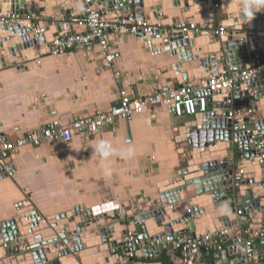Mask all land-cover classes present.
<instances>
[{
  "label": "crops",
  "instance_id": "1",
  "mask_svg": "<svg viewBox=\"0 0 264 264\" xmlns=\"http://www.w3.org/2000/svg\"><path fill=\"white\" fill-rule=\"evenodd\" d=\"M32 1L30 0L31 4ZM43 2L39 7L46 9V16L33 17L31 21L42 23L54 19L52 16L57 13L54 2L44 0ZM161 3L162 0L159 1V4ZM199 10V6L194 5L189 11L181 12L189 16L190 12V14H198ZM106 11L108 12V9ZM216 13L217 21L211 26L222 27L218 22L225 21L227 17L221 13L220 8ZM28 23L24 20L22 27L27 28ZM185 25L188 26V23ZM235 25L237 26L236 23ZM71 29L81 31L77 26H71ZM225 29L227 35L219 37L220 42H225L228 33L233 31L230 28ZM194 33L190 32L191 35ZM19 37L21 36L16 34V38ZM180 42H169L167 47H163L160 39L157 43L152 41L149 44L137 36L122 33L112 44L115 63L110 69L102 67L97 47L86 52L79 46L60 56L50 55L47 49L37 52L34 50L31 54L35 52L39 59L24 58L21 59L19 66L0 68V144L14 143L18 138L42 127L57 128L79 117L106 111L118 103L120 90H125L129 95L150 94L156 90L176 88L181 84L192 85L195 78H200L206 70L198 68L185 73L180 72L177 54L170 55L171 52L180 51V44L184 46L188 41L184 39ZM17 44L23 46L25 42ZM256 44L260 48L262 41ZM210 68L218 69L216 71L218 76L224 72L217 62L208 65V69ZM194 71L196 75H193ZM116 74L119 76L117 80ZM186 75L189 81L184 80ZM255 85L259 88L261 83L257 81ZM206 96L208 110L202 114L203 121L209 123L210 128L220 135L223 133L222 137H224L226 130L233 125L232 120L236 116L234 110L243 112L244 106H237L240 100H235L233 94L226 95L223 99L228 105H232L231 113L234 114L233 118L229 119L225 114L227 111H223L222 100H219L221 96L211 94ZM260 102L264 104V99ZM179 119L181 118H175L169 110L158 107L127 120H119L111 128L90 138L82 139L74 136L68 144L44 143L36 148H22L16 155L1 163L0 223L19 216L25 217V221L17 228L18 236L29 237L28 227H32V222L26 221L27 219L39 216L44 220H50V227L33 233V236L42 237L45 244L57 241L59 247L48 251V255L43 250L46 246L40 249L41 254L38 251H34L33 254L37 255L38 264H48L53 254L66 256L63 252L65 249L63 241L56 239L51 227L53 218L70 213L72 210L86 213L101 206L113 208L116 204L128 203L129 207H134L142 202L147 206L160 198L161 191L166 189L167 184L173 183V176L184 161L183 146L177 142L178 125L183 121ZM182 119L194 121L195 116ZM254 119L260 120V113L254 112ZM251 129L255 130L253 126ZM261 133L263 134L264 130ZM98 138L111 141L118 149L127 147L135 149V154L131 158H111L110 177L104 175L101 158L94 150ZM211 164L215 166L216 161H212ZM192 189L193 186H189L186 191ZM182 190L179 195L186 192L184 188ZM27 203L28 205H25ZM180 204L183 202L176 204L179 205L180 212L176 211L172 214L173 227L169 232L172 234V230L177 231L176 238L179 239L192 238L189 233L186 235V230L183 231L186 223L181 221L185 216L178 217L179 214L186 215L188 212ZM176 222L180 223L176 224ZM116 226L118 224L114 225ZM259 227L260 223L255 229H249L250 235L254 238L252 239L255 249L262 241L254 237L257 235L254 230ZM76 232L75 222L70 223L67 237L76 236ZM91 232H94L95 236L98 235L95 229ZM91 232L82 231L80 244L75 247L76 251L101 245L100 238L94 240L89 238L88 234ZM119 236L120 234L115 235V238ZM233 237L232 233L221 240V251L227 250V259L237 263L240 259H237L239 255L233 250ZM121 242L119 239L116 244L119 245ZM165 246L167 248L160 254L166 261L162 264H172L174 258L181 259L180 253L172 246L169 244ZM149 247L150 241L143 244L134 259V264H160L161 259L150 258L153 253L151 250L143 251L144 248ZM146 256L150 258L149 261ZM93 257L100 262L97 254L90 256L92 259ZM70 260L72 262L66 264H79L74 257Z\"/></svg>",
  "mask_w": 264,
  "mask_h": 264
},
{
  "label": "water",
  "instance_id": "2",
  "mask_svg": "<svg viewBox=\"0 0 264 264\" xmlns=\"http://www.w3.org/2000/svg\"><path fill=\"white\" fill-rule=\"evenodd\" d=\"M44 1L54 2L57 13L52 17L55 20L60 15L78 13L81 9L92 5L93 9L100 11L107 20H142L152 24L160 22L163 29L149 35L138 33L137 38L149 44L152 41L157 43L160 39L163 47H167L169 42H180L186 39L188 42L184 46L180 44V51L171 52L170 55L177 54L181 73L205 68L206 73L200 78H195L192 85L217 75L218 69H208V65L213 62H217L221 71L227 70V67L236 71L246 70L254 66L257 60L264 67V10L256 13L252 20L247 21L241 17V0H162L161 4H159L160 0H89L88 4L87 0ZM215 4H219L221 13L227 17L225 21L218 24L224 28L233 29L231 33H228L225 42H220L219 37L214 35L205 36L200 31L191 35L168 29L188 23L197 25L200 30L202 27L214 24L217 21L215 14L218 9L214 8ZM194 5L200 8L198 14H190V12L187 16L181 12L189 11V8ZM208 7L212 9L203 10ZM46 12V9L39 7L38 0H33L32 4L27 0H0L1 16L14 14L39 18L45 17ZM28 22L27 28L22 27L24 21L0 23V68L19 66L21 59L24 58H37L38 54L35 52L31 56L28 54L34 50L37 52L47 49L55 37L68 29V26L63 28L57 26L50 28L44 35L33 34L32 29L37 26L42 27L43 22ZM16 34L21 37L16 38ZM258 41H262L260 48L256 46ZM18 42H25V44L18 46ZM193 75H196V71ZM184 80L189 81L187 75ZM257 81L261 83L259 88L255 85ZM179 82L182 83L180 79ZM245 88L247 86L240 85L232 91H221L216 94L221 96L219 100H222L223 111H227L225 114L228 117L232 105L224 101L223 98L226 95L233 94L235 100H240L237 106H244L243 112L234 110L236 116L232 120L233 125L226 130L224 137H222L223 133L220 135L210 128L209 123L203 121L202 114L195 115L194 121L179 119L183 121L178 125L177 142L183 146L184 161L180 169L175 172L173 183L167 184L158 200L147 206L139 202L134 207H129L128 203L116 204L113 208L101 206L99 209L86 213L72 210L70 213L53 218L51 227L56 239L63 241L65 246L63 252L66 256L53 254L48 264H66L69 261L72 262L70 260L72 257L79 264H134V260H124L121 254L110 252L111 249L122 246L128 231H133L144 242L150 241L151 246L144 248L143 251L149 249L153 252L151 259H161L160 254L167 247L157 242L165 237L175 239L178 235L175 230H172L171 234L169 229L173 227L172 214L176 211L180 212L179 205H176L179 202H183L180 205L188 211L186 215H178V217L185 216L181 222L186 223L183 229V231L186 230V235L189 233L192 238L201 239L205 235L225 231L226 235L222 237L225 239L233 233V250L239 255L237 259L240 261L230 262L225 250L203 255L189 262L174 258L172 264H264L262 246L257 247L248 256L244 253L243 244H241L248 237L244 234L245 230L249 232V229H255L258 223L260 227L254 232L260 233L264 230V198L260 189V166L257 163L260 153L256 149L260 140L264 142V133H261L264 130V104L260 102L264 99V77L256 76L248 87L256 92L252 108L255 113H260V120L255 119L254 122L249 120ZM252 126L261 133L260 138L253 136ZM212 161H216L215 166L211 164ZM189 186H193V189L186 191ZM183 188L186 192L179 195L183 192ZM238 212L240 215L237 214ZM28 220L32 222V227H28L29 237L18 236L17 228L25 221V217L19 216L0 223V264H38L34 251L41 254L40 249L46 246L43 250L48 255V251L59 247L57 241L45 244L42 237L33 236V233L50 227V220H44L39 216L31 217L26 221ZM257 220L261 221L257 222ZM72 222L76 224L77 235L67 237V230ZM178 223L180 222H176ZM115 224L118 226L114 227ZM93 229L97 231V236L91 232ZM83 230L87 233L91 232L88 234L91 240L100 238L101 245L76 251L75 247L80 244V234ZM118 234L120 236L115 238ZM119 239L122 242L117 245L116 241ZM96 254L100 262H97L94 257L90 258ZM150 258L146 256L147 261Z\"/></svg>",
  "mask_w": 264,
  "mask_h": 264
},
{
  "label": "built area",
  "instance_id": "3",
  "mask_svg": "<svg viewBox=\"0 0 264 264\" xmlns=\"http://www.w3.org/2000/svg\"><path fill=\"white\" fill-rule=\"evenodd\" d=\"M89 2V0L86 1L87 4ZM214 8H219V4H215ZM24 20L31 21L32 18L14 14L0 15V23H18ZM57 26L62 28L68 26V29L55 37L47 47V52L50 55L60 56L69 53L75 46L83 48L86 52H90L94 47H97L101 56L102 67L105 69H110L115 63L112 44L122 33H128L133 36H136L138 33L149 35L154 31L163 29L160 22L152 24L142 20H107L100 11H96L92 5H89L81 9V12L60 15L57 20L53 19L50 22H43L42 27H34L32 32L33 34L44 35L50 28ZM71 26H77L81 31L72 30ZM168 29L172 31L177 30L184 34L200 31L205 36L224 37L227 35L224 27L214 28L211 25L202 27L200 30L195 24H188V26L182 24ZM260 63L257 60L254 66L246 70L236 71L227 67V70L223 74L200 81L197 85H180L169 90H156L150 94L136 93L135 95H129L125 90H120L118 103L106 111H99L90 116L79 117L65 126L39 128L18 138L14 143L2 142L0 144V169L3 161L16 155L22 148H36L44 143L68 144L74 136L82 139L90 138L98 135L105 129L111 128L119 120H127L153 108L159 107L169 110L175 118L205 114L208 110L207 94L216 95L221 91H232L240 85L247 86L244 89L247 97V113L250 116V122H254V110L252 106L255 103L254 97L256 96V92L248 87L256 76L261 75L264 77V67ZM118 77V74H116V80ZM233 115L230 112L228 118L232 119ZM253 136L260 138L261 133L253 130ZM256 149L260 153L257 163L260 166V189L263 192L264 198V142L262 140L259 141ZM0 172L2 171L0 170ZM237 214L240 215L239 212ZM244 234L248 235V237L241 244H243L244 253L249 256L255 250L254 238L246 230ZM225 235L226 232L224 231L205 235L201 239H171L165 237L157 243L164 246L169 244V246H172L174 250L180 253L182 262H189L203 255L221 252V240H223L222 237ZM254 237L262 240L260 246L264 249V230L254 235ZM144 243L133 231H128L122 246L112 249L111 253L121 254L124 260H134Z\"/></svg>",
  "mask_w": 264,
  "mask_h": 264
},
{
  "label": "clouds",
  "instance_id": "4",
  "mask_svg": "<svg viewBox=\"0 0 264 264\" xmlns=\"http://www.w3.org/2000/svg\"><path fill=\"white\" fill-rule=\"evenodd\" d=\"M264 10V0H241V17L247 21L252 20L255 14ZM95 153L101 158V167L105 176L112 175L110 167L111 158L128 159L135 154L133 147L116 148L112 142L106 139L98 138L94 147Z\"/></svg>",
  "mask_w": 264,
  "mask_h": 264
},
{
  "label": "bare ground",
  "instance_id": "5",
  "mask_svg": "<svg viewBox=\"0 0 264 264\" xmlns=\"http://www.w3.org/2000/svg\"><path fill=\"white\" fill-rule=\"evenodd\" d=\"M27 1H30V0H27ZM38 3L40 4V3H44L42 0H38ZM33 52V51H32ZM28 56H31V53L30 54H28ZM45 233V232H44ZM43 233V234H44Z\"/></svg>",
  "mask_w": 264,
  "mask_h": 264
},
{
  "label": "trees",
  "instance_id": "6",
  "mask_svg": "<svg viewBox=\"0 0 264 264\" xmlns=\"http://www.w3.org/2000/svg\"><path fill=\"white\" fill-rule=\"evenodd\" d=\"M161 262H163V263L166 262V261H164V257H161Z\"/></svg>",
  "mask_w": 264,
  "mask_h": 264
}]
</instances>
